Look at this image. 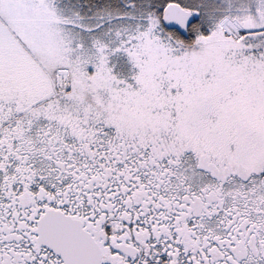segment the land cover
Listing matches in <instances>:
<instances>
[{
  "label": "snow or ice",
  "instance_id": "6c2138e0",
  "mask_svg": "<svg viewBox=\"0 0 264 264\" xmlns=\"http://www.w3.org/2000/svg\"><path fill=\"white\" fill-rule=\"evenodd\" d=\"M0 264H264V0H0Z\"/></svg>",
  "mask_w": 264,
  "mask_h": 264
}]
</instances>
